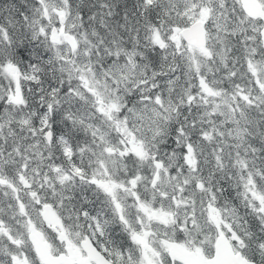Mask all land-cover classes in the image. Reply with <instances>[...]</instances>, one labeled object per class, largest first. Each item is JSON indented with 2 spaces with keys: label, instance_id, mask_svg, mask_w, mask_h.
I'll return each mask as SVG.
<instances>
[{
  "label": "snow or ice",
  "instance_id": "snow-or-ice-1",
  "mask_svg": "<svg viewBox=\"0 0 264 264\" xmlns=\"http://www.w3.org/2000/svg\"><path fill=\"white\" fill-rule=\"evenodd\" d=\"M0 264H264V0H0Z\"/></svg>",
  "mask_w": 264,
  "mask_h": 264
}]
</instances>
